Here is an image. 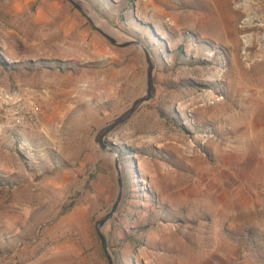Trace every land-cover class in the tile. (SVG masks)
<instances>
[{
  "label": "rangeland",
  "instance_id": "obj_1",
  "mask_svg": "<svg viewBox=\"0 0 264 264\" xmlns=\"http://www.w3.org/2000/svg\"><path fill=\"white\" fill-rule=\"evenodd\" d=\"M86 1L155 63L107 137L114 263L264 264V0L235 27L225 0ZM144 74L66 0H0V264H107L94 222L116 183L93 136Z\"/></svg>",
  "mask_w": 264,
  "mask_h": 264
},
{
  "label": "water",
  "instance_id": "obj_2",
  "mask_svg": "<svg viewBox=\"0 0 264 264\" xmlns=\"http://www.w3.org/2000/svg\"><path fill=\"white\" fill-rule=\"evenodd\" d=\"M76 9L102 37L111 44L120 48L133 47L138 50L144 59L145 74L144 86L140 95L122 110L117 116L99 127L93 136L94 143L98 146L102 154L112 160L115 174L116 193L109 209L94 222L96 236L99 240L100 248L107 264H115L108 248V241L104 233V227L115 215L123 194V178L120 168V161L117 151L109 144L108 135L120 125L129 120L144 103L151 99L154 92V68L155 63L147 48L137 39L124 35L116 30L110 22L97 12L86 0H66Z\"/></svg>",
  "mask_w": 264,
  "mask_h": 264
},
{
  "label": "bare ground",
  "instance_id": "obj_3",
  "mask_svg": "<svg viewBox=\"0 0 264 264\" xmlns=\"http://www.w3.org/2000/svg\"><path fill=\"white\" fill-rule=\"evenodd\" d=\"M251 1V0H250ZM241 2V0H225V2H224V5L223 6H225L226 7V11H227V16H228V19H229V22H230V24L233 26V27H235V24L237 23V20L240 18V17H243V16H245V14L244 13H246L247 12V8L244 10L243 9V5L244 4H242V3H240ZM248 2V1H247ZM219 3V2H218ZM168 4V3H167ZM234 4V7H232V5ZM213 5H214V2H213ZM217 5V4H216ZM220 5V4H219ZM219 7V6H218ZM245 7V6H244ZM254 7V6H253ZM212 9H213V7H212ZM215 9V8H214ZM249 9V8H248ZM255 9V8H254ZM250 11H251V9H249ZM253 11H255V10H253ZM193 12V11H192ZM252 12V11H251ZM248 14V13H247ZM251 14V13H250ZM252 15V14H251ZM194 17V15H193V13L192 14H190V17ZM254 16V15H253ZM247 17V16H246ZM255 17V16H254ZM254 19H253V17H249V18H246L245 20H244V25L242 26V30L243 31H245V30H252V29H255V31L256 30H259V26L258 25H256V26H254L253 25V23H254ZM223 22V21H222ZM228 23V22H227ZM226 23V24H227ZM225 24V25H226ZM225 25H223V26H225ZM234 31H235V33H237V32H239V28H235V29H233ZM254 31V32H255ZM256 33V32H255ZM254 34V33H253ZM233 35V34H232ZM233 37V36H232ZM231 40V39H230ZM232 41L233 42H235V45L234 46H237V44L239 43V39H238V37H237V35H235L234 34V37L232 38ZM246 44H248V41L246 40ZM233 44V43H232ZM240 45V44H239ZM250 44H248L247 46H249ZM233 46V47H234ZM253 46V45H252ZM238 47V46H237ZM237 48H233V50H236ZM238 50V49H237ZM246 53V52H245ZM237 54V53H236ZM236 57H237V60L239 59V57L236 55ZM246 57H248V55H246Z\"/></svg>",
  "mask_w": 264,
  "mask_h": 264
}]
</instances>
